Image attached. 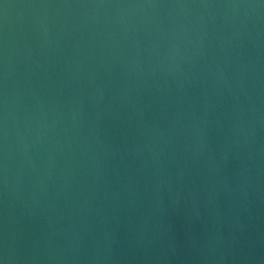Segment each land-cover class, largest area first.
<instances>
[{
	"label": "water",
	"instance_id": "obj_1",
	"mask_svg": "<svg viewBox=\"0 0 264 264\" xmlns=\"http://www.w3.org/2000/svg\"><path fill=\"white\" fill-rule=\"evenodd\" d=\"M0 264H264V0H0Z\"/></svg>",
	"mask_w": 264,
	"mask_h": 264
}]
</instances>
